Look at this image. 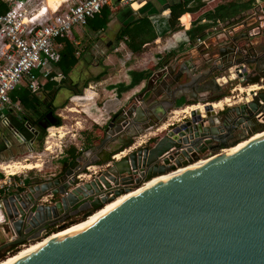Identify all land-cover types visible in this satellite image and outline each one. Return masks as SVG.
Returning <instances> with one entry per match:
<instances>
[{"label": "water", "instance_id": "95a60500", "mask_svg": "<svg viewBox=\"0 0 264 264\" xmlns=\"http://www.w3.org/2000/svg\"><path fill=\"white\" fill-rule=\"evenodd\" d=\"M257 34L258 39L264 38L259 25ZM208 45L206 41L193 49L200 57L199 65L192 71L185 63L175 83L182 75L191 82V76L203 65L201 54ZM193 53L183 54L174 64L180 58L188 60ZM165 73L163 70L152 79ZM148 107L133 106L112 119L99 145L78 157L60 178L29 185L7 197L4 212L16 239L1 244L0 251L23 244V235L31 231L36 234L30 244L42 240L45 227L53 226L60 215L76 206L74 214L94 213L130 191L119 189L114 197L98 200L111 184H135L138 188L157 176L195 164L197 154L203 152L196 150L197 146L219 140L203 126L199 111H194L188 122L175 127L143 154L131 153L98 179L73 187L75 177L96 163L88 160L90 156L103 154L100 160L106 164L112 154L105 153L107 147L123 138V147H128L133 137L155 125ZM48 116L53 118L51 113ZM53 119L42 128L56 127L58 121ZM48 196L59 200L42 204ZM93 213L84 215L82 221ZM17 264H264V137L131 199L85 230L59 239Z\"/></svg>", "mask_w": 264, "mask_h": 264}, {"label": "flooded vegetation", "instance_id": "af4514ba", "mask_svg": "<svg viewBox=\"0 0 264 264\" xmlns=\"http://www.w3.org/2000/svg\"><path fill=\"white\" fill-rule=\"evenodd\" d=\"M239 17L232 19L230 22L223 23L226 25L220 26V24L219 29L215 31V33L217 32V36L215 35L204 40L209 45L202 53L204 58L202 60L203 65L191 76V82L182 77L178 83H175L177 76L173 75V79L170 80L171 69L170 67L169 69L168 67L164 68L166 73L155 80V83L152 85L155 88L151 91V100L146 103V107H151L152 118L156 123L143 133L162 125L168 114L174 115L171 117L173 121L170 120V123H167L165 127L163 126L156 130L157 133L161 134L160 136L155 134L148 141L142 143L144 146L139 144V148L141 149L136 147L133 149L134 151L129 150V153H126V147H123V140L126 138L115 141L114 144L105 149L106 154L112 152L108 163L112 160V156L115 155H118L117 159L122 160L131 153H136L137 155L139 153L143 154L145 149L152 148L157 141L170 133L175 127L188 122L191 118V113L194 111H199L198 117L204 121L203 126L212 130L215 138L219 139L218 141L210 140L206 144L197 146L196 150H203L202 153L199 152L197 154L199 161H206L208 157L214 158L218 155L227 154L253 135L264 132V45L259 47V49L255 46V27L259 24L260 20H264V17L254 12L245 16L243 20H240ZM235 20H238L237 23H234ZM168 81H170L171 85H174L171 87V90L166 85ZM161 83L162 85L159 88ZM213 106L219 107L215 109ZM206 107L210 108V110L206 111ZM53 120L52 117L47 115L39 123L46 125L47 121ZM111 121L112 118L107 121L106 127ZM106 127L103 129V134L98 143H93L90 147H86L85 145L84 149L80 150V153H76L73 161H67V167H64L63 162L68 157V153L66 151L62 152L59 161L61 168L57 175H53V178L49 179H44L43 176L31 179L27 178L30 182L32 181L31 185H38L63 176L78 157L99 145L106 137ZM259 129H262L263 132H259ZM135 138L133 137L131 140L133 141ZM102 157H105V155L87 157L88 160H96L95 164L90 165L91 167L100 166V168L98 171H92V169L88 171L86 167L84 172L91 173V175L96 174L98 178L106 173L108 168L112 167L114 163L108 168H101L102 165L105 166L107 164L101 163L100 158ZM201 158L203 160H200ZM137 178L138 176L133 179ZM140 179L144 183L143 179ZM126 189L133 191L137 187L135 184L120 186V190ZM106 198L110 199L112 197L107 195ZM58 200L59 197H53V203ZM77 207L60 215L57 219L58 221L54 222L53 226L45 227L40 236H43L49 230L63 228L62 226L66 225L65 223L71 221L73 218L84 217L87 213H93L92 210H87L74 214ZM61 220L63 222H59ZM35 234L36 232L34 231L24 234L23 239L25 241L21 245L30 244L31 238ZM21 245L6 248L0 251V255L6 254L9 249L10 251H15Z\"/></svg>", "mask_w": 264, "mask_h": 264}, {"label": "crops", "instance_id": "0c3cea01", "mask_svg": "<svg viewBox=\"0 0 264 264\" xmlns=\"http://www.w3.org/2000/svg\"><path fill=\"white\" fill-rule=\"evenodd\" d=\"M172 1L175 0H147L145 4H140L139 6L134 5L133 8L115 3L110 7L103 8L101 12L95 16V19L89 23V25L74 28L70 37L58 40L56 42L55 46L59 56H61L66 51L71 50L72 56L78 61L68 76V86L73 85L76 86V89H81L85 84H87V88L83 90L82 95L79 97L72 96L68 87L61 88L55 95L52 106L57 107V111L61 113V117L59 118L62 120V126L59 128L64 129L65 132L66 128L69 129L72 127L71 130L73 131L78 125L81 126L83 124L82 119H84L83 115L90 118L91 113L89 112V106L96 105L97 102L102 103V107H98L97 111L100 113V115L106 114L107 116H113L118 112L127 111L130 107H133V105L145 108L147 105L146 103L151 100V91L155 88V86H152L155 83V81L152 79L153 76L163 71L165 67H168V69L171 67L169 79L172 80L174 76L176 77L178 75L180 68L183 67L185 63H187L186 68H192V70L195 65L196 67L199 65L198 62H200V57L199 55L193 53V49L197 48V46L196 44L192 45L184 33L187 29L178 32V34L170 32L171 28L169 23V11L166 10L165 7L172 3ZM194 1L197 0H192L191 3ZM202 2H204V0H202ZM220 5L225 4L223 2H219L218 5H216L214 8H211L209 11L201 12L205 6L204 5L197 12H188L183 14L181 16L182 18L180 17L182 22L180 18L178 19V22L180 21V26L190 29L192 24L197 23L203 18V14L213 12L214 9ZM137 12L138 15H135ZM194 16L197 17L193 21ZM142 17L148 18L150 36L153 33H159L161 35L156 34L157 39L153 43L145 45L139 54H133L127 48L128 39L124 37L123 40L117 42V36L121 29L127 28L128 25H130L133 21ZM200 24L212 25V22L202 19ZM220 24H222L221 21H216L215 25L206 31V38L215 36L217 33H215V31L219 29ZM258 25L264 30V24L260 23ZM258 25L255 27L256 34L258 33ZM256 34L255 43L257 44V49H259V47L264 45V38H261L260 40L258 39V34ZM153 46H155L158 51H155L153 54H151L152 56L145 58L144 52ZM186 53L193 54L190 55L188 60L180 58L178 62L174 64L176 59L182 57V55ZM166 57L171 58H169L166 65H162L163 60ZM59 61L55 64L57 65ZM215 61L218 62L216 59ZM53 65L54 64H52V66ZM53 72L54 74L52 75L55 76V81L58 83L61 76L60 70L58 67H56L54 68ZM131 72H143L147 75L149 74L150 76L140 82L130 91L126 93H119L115 88L117 85L121 84L127 86L132 81L134 82L136 80L130 76ZM35 74L37 73L35 72ZM100 74H104V76L98 82H94L93 79ZM182 77L183 79H186L185 75H182ZM169 82L170 81H168L166 85L168 86V89L171 90V87L174 85H171ZM46 83L47 80L42 83L40 96L46 95V93H48V91L43 93V87ZM94 87L97 88L96 92H89V90H93ZM22 89L26 88L22 86L11 93L10 104H13V106H21L18 100L13 102L11 100V96H14L18 99L17 95L22 91ZM87 92H89V95L86 94ZM59 97H62V99L61 101L59 100L57 104L56 101ZM76 97H84L89 101L82 102L90 103L85 104L81 110H77V108H69L67 102H72V99ZM131 100H134L135 104L129 105ZM65 103L66 105L63 107ZM23 110L24 109L22 106L21 109L18 108L17 110H14L11 105H9L3 110V115L7 120H10L8 119V114L16 118L19 116V113L23 112ZM56 116L58 117L57 114ZM96 117L98 118V116ZM67 118L73 119L75 124L72 123V121H64L67 120ZM100 118H98V120ZM93 122L103 128L102 123H98V121L95 119H93ZM39 126L42 127L43 125L39 123ZM8 128H10V126ZM10 130L15 139L18 140L14 133H17L18 135L20 134L12 128H10ZM31 131L34 133V139L29 141L32 144L35 141L37 132L34 129ZM90 136L91 135L88 133L86 138L89 137V139H91L93 137ZM18 142L26 143L28 141L23 138V141L20 142L18 140ZM3 243L4 240L0 238V245Z\"/></svg>", "mask_w": 264, "mask_h": 264}, {"label": "built area", "instance_id": "2783aa9c", "mask_svg": "<svg viewBox=\"0 0 264 264\" xmlns=\"http://www.w3.org/2000/svg\"><path fill=\"white\" fill-rule=\"evenodd\" d=\"M7 1L9 10L0 16V123L3 126L9 124L3 110L10 105L12 92L22 86L33 95L40 92L42 83L51 73L52 64L59 61L60 56L55 46L58 40L70 37L76 27L86 26L87 21L105 7L117 3L133 8L134 5L145 4L147 0H64L55 10L49 8L46 0ZM253 11L264 17V2L255 0ZM203 43L204 40H197L196 46ZM14 135L20 142L23 141L20 135ZM117 156H112V160L104 168L118 162L120 159ZM91 169L92 167L86 168L88 171ZM28 172L30 171L21 170L19 174L7 175L0 171V175H3L0 178V235L4 243L13 242L16 237L8 226L3 201L15 192L27 189L25 173ZM94 179H98L96 174L84 172L75 177L73 187ZM120 186L111 184V189L102 192L98 199L107 195L113 197ZM40 202L50 205L53 197H45ZM23 246L25 245L17 247L15 251ZM12 252L8 251L4 258Z\"/></svg>", "mask_w": 264, "mask_h": 264}, {"label": "trees", "instance_id": "16d2710c", "mask_svg": "<svg viewBox=\"0 0 264 264\" xmlns=\"http://www.w3.org/2000/svg\"><path fill=\"white\" fill-rule=\"evenodd\" d=\"M19 1H23V0H19ZM204 2H202V0H197L191 3V1L175 0L172 1V3H170L169 5H167L165 8L166 10L169 11V23L171 28L170 32L175 33L179 31L178 28L181 26H180V21L178 22V19L185 13L197 12L200 8L204 6ZM250 8H251V1L247 3L241 1H233L226 3L225 5L217 6L213 12H208L202 15L203 17L202 19L212 22V25L200 24L202 20L201 19L197 23L192 24V27L190 29L185 30L184 33L186 37L190 40L191 44L194 45L196 44L197 40L203 41L204 39H206L207 37L206 31L209 28H211L213 25H215L216 21H221L222 23H225L227 21L230 22L232 19L238 17L239 15L245 13L246 11H249ZM8 10H9L8 1L0 0V16L5 15ZM93 19H95V16L92 19H89L86 25H89V23H91ZM148 25H149L148 18L142 17L136 19L130 25H128L127 28L121 29L120 33L117 36V42H120L121 40H123L124 37H126L128 39L127 48L130 50V52L133 54H139L141 52V49L145 45L151 44L157 39L156 34L161 35L159 33L156 34L153 33L150 36ZM169 58L171 57L164 58L162 65H166ZM77 63L78 61L77 59H74V57L72 56L71 50H68L60 56L59 63L57 65L54 64L52 66V70L47 79V83L43 87L44 88L43 93H46L48 91L46 95L40 96L41 90L38 94L33 95L27 89H22V91L17 95L18 99L15 98L14 96H11L12 98L11 100L13 102H16L18 100L24 110L23 112L19 113V116L16 118L8 114L9 116L8 119H10L8 120L10 128L18 132L28 142L34 139V133L31 130L32 129L36 130L37 136L35 138V141L41 144L46 135V130L39 126L40 120L44 119V117H46L51 113L52 116L58 121L56 128L61 127L62 120L61 118L55 115V112L58 110V108L52 106V102L54 100L55 95L61 88L68 87L69 90L71 91L72 96L79 97L82 95L83 90L87 88V84H85L81 89H76V86L73 85L68 86L67 84L68 76ZM56 67H58L61 73L58 83L55 81V76L52 75L54 74L53 70ZM103 76L104 74H100L99 76L95 77L93 81L98 82ZM130 76L132 78H135L136 80L134 82L132 81L127 86L121 84L117 85V87L115 88L119 93H126L130 91L140 82L148 78L150 75L149 74L147 75L146 73L143 72L142 73L131 72ZM77 97L73 98L72 102L89 101L84 97L83 98H77ZM65 105L66 103L63 105V107ZM122 113L123 112H118L113 116H111V118L117 119L120 115H122ZM96 141H97L96 137H93L91 139H89L88 137L86 138L85 145L86 147H90ZM1 150H3V148H1ZM66 152L68 153V157L63 162L64 167L68 166L67 163L68 160L73 161L74 157H76L77 150L74 147H70L69 149L66 150ZM0 178H2V175H0ZM26 184L27 186L31 185L29 179H26ZM54 232L57 231L49 230L47 231L46 235H49ZM8 251H10V249ZM14 252L15 251H13L12 254ZM4 256L5 254H1L0 260Z\"/></svg>", "mask_w": 264, "mask_h": 264}, {"label": "rangeland", "instance_id": "374dc122", "mask_svg": "<svg viewBox=\"0 0 264 264\" xmlns=\"http://www.w3.org/2000/svg\"><path fill=\"white\" fill-rule=\"evenodd\" d=\"M187 1H192V0H187ZM233 1H241L244 3L251 1L250 10L239 15L240 20H243L245 16H248L252 14V12H254L253 7L255 6V3L253 0H205L204 2L205 6L201 10V12L209 11L211 8H214L216 5H218L219 2H223L224 4H226ZM260 2L263 3L264 0H260ZM196 17L197 16H194L193 21L196 19ZM237 21L238 20H235L234 23H237ZM223 25L226 24L222 23L220 26ZM178 29L179 31L175 32L177 34L178 32L184 31L185 29L188 28L181 26V28L179 27ZM155 51H158L155 46L148 48L144 52V57L148 58L149 56H152L151 54H153ZM96 89L97 88L94 87L93 90L90 89L89 92L92 91L96 92ZM89 92H87L86 94L89 95ZM61 99L62 97H59L56 103L58 104V101L59 100L61 101ZM87 103L89 104L90 102ZM87 103L68 101L67 105L69 108H77V110H81L83 109L82 107ZM133 104H135V101L131 100L129 102V105H133ZM10 105L14 110H17L18 108L21 109V106L17 107V106H13V104ZM101 105H102L101 102H97L96 105H90L89 106L90 107L89 112L91 113L90 118L82 114L84 118L82 119L83 124L81 126L78 125L76 128H74L75 130L73 131L71 130L72 127L69 129L66 128L65 132L64 129L61 128H56V127L48 128L49 130L48 129L46 130V135L41 144L38 143L37 141H34L32 144L30 142L19 143L18 140H16L15 137L12 135L10 128H8L9 126H3L0 123V165L2 164L12 165L18 163L20 164V166H24L26 164H31L36 167L32 170H29L30 172L25 173V176L27 178L29 179L34 177L38 178L40 176H43L44 179L53 178V175H57L60 172L61 166L59 164V161H60V157L62 156L61 155L62 152L66 151L70 147H74L77 150V152L80 153V150L84 149L85 147L86 137L88 133L91 135L90 137L92 136L97 137V141L94 144H97L98 141L101 139V136L103 134V129L106 127L105 123H107V121L111 118V116H107L106 114L100 115L97 109L98 107H102ZM124 112L122 113V115L124 114ZM56 114L58 115V117H61L60 116L61 113L59 111L55 112V115ZM96 116H98V118L100 117L101 118L98 120ZM173 116H174L173 114H168L162 125H160L157 128L150 129L149 131L136 136V138L132 141V144L126 147L125 152L129 153V150L134 151L133 149H135L136 147L138 149H141L139 148V144L144 146V144L142 143L148 141V139L152 138L155 134H158L160 136L161 134L157 133L156 130L158 128L159 129L162 128L163 126L165 127L167 123H170V120H172L171 117ZM93 119L97 120L98 123H102L103 125L102 124L101 125L103 126V128H101L100 125L95 124L93 122ZM64 121L66 122L72 121V123L75 124V122L71 118L70 119L67 118V120ZM1 148H3V150H1ZM200 160H203V158H201ZM99 168L100 166H94L92 167V171H98ZM101 168H104V165H102ZM82 220L83 217L73 218L71 221L66 222L65 223L66 225L62 227L65 228L68 226L75 225L81 222ZM49 235H45L43 236V238ZM27 245L29 244H26L25 246ZM19 250L15 251L13 254L11 253L9 256L16 254ZM4 257L0 261L4 260L5 259Z\"/></svg>", "mask_w": 264, "mask_h": 264}, {"label": "bare ground", "instance_id": "6f19581e", "mask_svg": "<svg viewBox=\"0 0 264 264\" xmlns=\"http://www.w3.org/2000/svg\"><path fill=\"white\" fill-rule=\"evenodd\" d=\"M63 1L64 0H46L49 8H51L53 10H55L58 7V5H60ZM181 22H182V19H181ZM213 107L216 109L219 106H213ZM262 137H264V132L261 134L260 133L255 134L251 138H249L248 140L243 141L233 151H231L227 154L222 153L223 154L222 156L228 155V154L233 153L235 151H238L239 149H242V148L250 145L251 143H253L254 141H256ZM219 157H221V156L218 155V156H215L214 158H212L210 160L199 161L196 164H194V165L192 164L186 168L178 169V170H176L172 173L166 174V175L157 176V177L147 181L146 183L142 184L136 190L134 189L133 191L126 192V193H124V194H122L116 198H113L111 201L104 204V206L100 210L91 214L86 220L79 222L75 225H72V226H70L67 229H64L62 231L52 233L51 235L44 237L42 240H40L38 242L29 244L27 246H23L16 254H14L12 256H8L4 260L0 261V264H17V263H20L21 261H23L27 257L37 253L38 251H40L44 247L54 243L55 241L62 239V238H65V237H69L73 234H76V233L82 231V230H85L89 226H91V225L95 224L96 222H98L99 220H101L108 213H111L112 211H114L118 207L129 202L131 199H134L135 197H137L141 194H144L150 190H153V189L159 187L160 185L166 183L167 181L173 179L174 177H178L179 175H182L183 173L190 171L191 169L201 167V166L205 165L206 163L213 161L214 159H218ZM35 167L36 166H33L31 164H26L24 166H20V164L15 163L12 165H5V164L1 165L0 170L4 174H7V175H16V174L21 173V170L29 171V170L34 169Z\"/></svg>", "mask_w": 264, "mask_h": 264}]
</instances>
